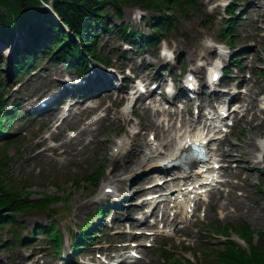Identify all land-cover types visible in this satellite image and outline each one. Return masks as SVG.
<instances>
[{
    "label": "rangeland",
    "instance_id": "374dc122",
    "mask_svg": "<svg viewBox=\"0 0 264 264\" xmlns=\"http://www.w3.org/2000/svg\"><path fill=\"white\" fill-rule=\"evenodd\" d=\"M197 1L198 9L190 10L188 15L177 16L176 30L172 29L165 33L164 38L157 45L158 50L162 48L168 50L170 62L162 57L154 46L136 52L127 43L118 39L113 30L104 29L98 40V51L110 57L112 68L104 69L101 65L90 64L91 69H94L95 77L100 76L104 80L109 76L112 86L128 85V83L130 85L128 79L132 77L138 80L155 78L161 82L163 78H169V75L175 76L176 82L180 83L179 79H184L183 73L189 71L203 77L204 81L202 79L200 87H204L203 72L212 61L214 54L217 60L219 57L216 56L218 53L213 48H215L214 44L222 41L220 34L223 18L221 17L224 14V5L229 0ZM137 3L138 0H129L125 3L122 7L123 21L128 22L133 31L147 33L151 30V26L148 27L146 24L151 11L141 10ZM234 5L238 7L237 25L233 28L234 41L237 45L236 47L227 45L229 49L226 47V51L229 56L225 58H234L235 53H242L243 56L236 61L237 64L229 60V69L234 76L224 79V82L229 84L239 82L245 86L244 91L238 96L241 104L238 108L239 112L233 117V126L229 128L222 142L218 139L211 143L213 147L216 145L222 147L221 150L228 151L233 157L231 160L221 161L224 166H228V171L219 176L223 180L229 179L230 182L213 187L202 194L196 200L198 205L191 216L189 213L186 214L183 206L169 209L170 212L178 210L177 221L163 229V232L153 235L152 246H140L142 257L136 259L135 263L125 264H202L198 259L199 254L194 253L195 250L200 249V246L209 240L216 245L224 240L223 236L213 233L212 223L218 221L221 225L236 226L241 224L240 221H244L250 224L254 231L261 230L264 238V166L260 162H255L257 158L255 154L249 153L259 138L264 140V0H235ZM111 22L118 23L119 19L112 16L106 23L111 25ZM7 44L6 41L0 42V55L3 54L0 65L8 66L9 71L10 56L6 51ZM150 49L155 50L154 54L144 52ZM39 59L36 72H25L16 78L22 86L17 85L18 87L15 86L11 90L7 83L3 84L5 91L9 90L5 93V97L17 96L20 112L10 127V132L14 131L16 139L0 142V167L3 168L6 185L20 186L29 197L61 196L59 200L53 199L42 211L31 210L18 215L17 219L21 223L16 225V229L27 234L35 231L36 226L55 223L54 230H59L61 234L62 246L59 250L67 251L71 244L70 236L83 231L80 226L85 224L91 215L95 216L94 211L99 205L109 201L98 200L99 192L105 182L111 179L115 185L121 187L123 183L128 182L123 194L142 195L141 191L145 184L143 180L147 171L143 175H140V172L136 175V170L140 168H137L134 161L130 164L126 162L131 140L129 135L139 129L140 115L132 113V108L122 112V106L127 99L118 101L119 97L115 98V94L98 100L106 93L101 96L95 95L97 97L87 102L91 104L90 106L99 104L95 110L81 111L80 108L83 107L69 101L67 105L72 108L73 118L67 121L60 122L59 113L54 116L59 108L54 109L55 112L50 115L35 114L31 109L37 107L39 101L35 100L38 97L45 96L54 86L63 85L64 77L79 79L76 73L73 74L65 68L62 61L56 64L48 54H44ZM165 64L169 68L166 69ZM3 69H0V73L6 75V70ZM123 90L124 88L120 90L121 93L125 92ZM197 92L198 95L193 100L203 104L209 103L212 96H220V92L213 93L209 100H205L207 93H204V89H198ZM76 93L72 96L79 97L80 94ZM187 99V96L173 95L171 100H176V103L172 105L183 107ZM108 104L109 108L105 109ZM11 105L9 103L7 106L11 107ZM191 109L194 110L192 105ZM131 115L133 119L128 124L126 119ZM187 116H190L189 112L185 115ZM176 123L178 124V121ZM86 127H89L90 132L82 134L81 130ZM169 132L162 135L161 140L173 146L175 136L172 134L175 130ZM122 140L129 142L123 149L120 161L114 165L110 156ZM142 147L144 146L141 142L140 150ZM238 156L242 157L240 162L236 160ZM237 165H241L243 170L239 171ZM94 170L99 173L97 184L85 178ZM118 191L121 192L120 189ZM123 210L126 208L124 207ZM109 211L108 217L103 221V228L108 224L112 208ZM115 213L117 216L114 219V227H119L118 223L125 222L126 219L118 211ZM95 218L98 221L101 219L100 216ZM126 224L120 226L119 230L126 231ZM9 226L10 222L4 225L0 237L11 241V233L7 232ZM47 229L43 228L36 234V238L30 242L28 248L18 243L9 246L0 245V264H43L46 260L57 264L61 256L53 252L50 243L46 240ZM227 232L237 244L249 247L242 235L231 229ZM164 233L170 234L169 237ZM128 236L129 233L120 236L118 232L109 233L106 229L94 240L102 242L103 245L113 243L109 247L113 248L120 243V238L125 239ZM252 237L254 241L261 240L255 232ZM159 246L168 250L169 254L166 258L161 257ZM42 249L46 251L44 256H41L44 253L40 252ZM35 258L38 260L36 263L33 261ZM173 258H178L180 262L177 260L174 263Z\"/></svg>",
    "mask_w": 264,
    "mask_h": 264
},
{
    "label": "trees",
    "instance_id": "16d2710c",
    "mask_svg": "<svg viewBox=\"0 0 264 264\" xmlns=\"http://www.w3.org/2000/svg\"><path fill=\"white\" fill-rule=\"evenodd\" d=\"M45 1L52 5L62 24L71 32L69 46L65 44L64 48L58 50L57 54L69 59L72 65L79 70L83 69L82 63L87 60L84 53L80 52L81 47L90 58L101 60L102 57L97 55L95 51L96 39L101 30L107 28L105 22L111 15L121 19L123 14L121 5L126 0H0V34L6 38H11L15 32L24 31L30 34L33 40L31 45L24 43L21 48H15L11 60L13 72L17 74L29 67L30 64L35 63V55L38 52L35 49V43L50 41L47 45L50 46L51 42L57 41L63 36L64 31L61 29V25L55 23L52 15L43 5ZM138 1L142 7L158 13L150 18L153 26L152 31L148 35L140 34L138 37L145 45H149L151 41L164 33L163 31H168L174 26L175 14L187 15L190 9L198 8L197 0ZM115 27L116 33L125 40L133 35L127 29V24L122 21L115 24ZM223 32L224 35H232L231 29ZM2 77L3 75L0 74V89L2 88ZM3 97V93L0 92V129L5 131L13 123L11 117L17 112L18 106L15 104L12 109L6 108L4 106L6 101ZM4 119H7V124H3ZM9 136L12 134L10 133L5 138L1 137L0 141L10 142ZM4 176L3 168L0 167V229L6 222L17 225V215L31 212V210L42 211L53 199L61 198L58 195H43L41 198L29 197V194L23 192L20 186L6 185ZM92 181L96 183L97 178L94 177ZM53 225L51 224V231L47 236L50 242L57 247L59 234L57 230H53ZM228 228L242 235L250 247L245 248L232 240H227L223 243L222 248L206 249L204 262L207 264H264V238L261 230L254 231L250 225L245 223L237 227L230 225L224 228H220L218 223L215 225L216 231L222 234H226ZM8 232H11L19 242L26 239L25 236L19 237L15 230L9 229ZM254 232L261 237V240L252 242ZM163 253L165 255L166 250H163Z\"/></svg>",
    "mask_w": 264,
    "mask_h": 264
},
{
    "label": "bare ground",
    "instance_id": "6f19581e",
    "mask_svg": "<svg viewBox=\"0 0 264 264\" xmlns=\"http://www.w3.org/2000/svg\"><path fill=\"white\" fill-rule=\"evenodd\" d=\"M25 37L27 38V41L30 40L33 42L32 38L30 37V34H28L27 32H25ZM2 38V37H1ZM9 45L7 44L6 47H8ZM8 51V50H6ZM208 76H211L210 73L208 74ZM189 86H193V81H189ZM139 84V83H138ZM137 92V91H135ZM112 92L108 93V96H111ZM135 96V95H134ZM126 95H120L118 100L125 98ZM154 97V96H152ZM151 97V98H152ZM117 98V97H115ZM207 98V97H206ZM221 98V96H220ZM102 100V98L100 99ZM190 101V100H189ZM134 105H133V113L135 115H140L139 118V123L140 124V128L141 131L142 129H151L153 134L160 139V146L161 149H159V146L154 145L152 146V144L150 143V141L146 142V147H148V150H140L139 145H141V141L142 139L146 138V133L145 132H136L133 133L131 136V141L129 143V150L127 151V160L126 162L128 164L132 163L134 161V164L137 166V168H143L144 166L147 165V167H161V169H157L154 172L148 173L145 177V179H150L153 175H155L156 173H160V172H164L165 170L163 169L164 167H166V165L168 163H171L172 161H175L177 159L180 158V151L182 148H184V144L186 143V141L190 140L192 138L190 131L193 132V134L195 136L198 137V139H204L205 138V134L203 133L205 128L207 127V122L206 119L204 118L205 115L199 113L197 116H187L184 117L185 114H183V110H177V109H169L168 107H166L165 105H163L161 102H158L157 104H154L155 109L152 111L151 110V106L149 104L144 103V101H142L141 99L139 100L138 98L135 97L134 100ZM129 105L130 103H128L127 105H124L122 108V111H128L129 109ZM97 106V105H96ZM95 106V107H96ZM95 107H87V109L89 110H93L95 109ZM186 107H188L186 105ZM109 108V105H106L105 109ZM211 109H213V106H211ZM186 112H189L191 115V112L189 111V108H186ZM157 116H162V119H158ZM181 117L179 119V124L175 125L177 118ZM67 120V118H65ZM210 119H213L212 117H210ZM127 123L130 124L132 118H127ZM211 124V122H210ZM175 125V126H174ZM177 128V131L175 133V137H174V141L175 144L172 146L170 143L165 142L163 143L161 140V136L164 135L165 133H168L170 130H174ZM90 132L89 127L84 128V130H81L82 134L88 133ZM177 137H179L177 139ZM129 141L127 140H122L120 141L116 147L117 150L113 151L111 153L110 156V160H112L114 162V165L118 164V162L120 161V158L123 155V149L126 148V144H128ZM218 151L216 154L220 155L218 156L219 158L222 156V158H224V160H231L233 157L232 155L228 152V151H224L221 150V148L215 149ZM264 152V140L262 138H259L254 145L251 147V149L249 150L250 154H255L256 157L258 155V159L256 158L257 162L260 160V154ZM215 154V155H216ZM163 155V156H162ZM209 161H204L209 163V167H211L214 162H218L217 158L214 155H209ZM158 157H161V159H159ZM236 160L238 162H240L242 160L241 156H238L236 158ZM255 160V161H256ZM238 166V165H237ZM146 167V168H147ZM219 167H221L223 169V173L228 171V166H224V165H219ZM238 170L241 171L243 170V167L241 165L238 166ZM200 170L197 169H191V172H189V175H187L184 179L186 180V182H188L190 179L189 177L199 173ZM127 181V180H126ZM177 181V177H173L169 180H164L162 182V184H159V182H155V183H151L147 185V189H149V191L153 192L151 193L152 195H148L147 197H152V198H156L157 202L155 203L153 210L155 211L157 209V207L159 206V204H161V202H163V200L165 199L164 195L162 193H158L157 191L159 189H165L168 187V185L170 184H175L176 188H169V191L166 192V197H170L171 195H175L176 197L179 196V193H181V191H184L185 188L190 185L189 183L185 184L183 183L181 180L178 181V183H175ZM224 182L228 183L230 182L229 179H224L222 181V184H224ZM184 186V187H183ZM106 187H112V180H108L107 184H104L102 187V191H100L101 196H105L107 197L108 195L111 194H105L104 189ZM181 187H183V189L181 190ZM195 190V189H194ZM115 190H113L114 193ZM197 191V190H195ZM156 196V197H154ZM148 199H142L140 203H138L136 205L137 209H141L143 204L147 203ZM177 221V216L173 215V216H169L167 215V211L163 210V212L161 213V216L157 218V220H155L154 222L151 223V225H157V223H162L163 226H169L173 223H175ZM134 222V221H133ZM143 227H145L146 225H150L147 224L146 220L143 221ZM140 228V227H137ZM144 231V230H143ZM157 233V232H156ZM128 243V242H125ZM130 245V244H129ZM138 246V245H137Z\"/></svg>",
    "mask_w": 264,
    "mask_h": 264
},
{
    "label": "water",
    "instance_id": "95a60500",
    "mask_svg": "<svg viewBox=\"0 0 264 264\" xmlns=\"http://www.w3.org/2000/svg\"><path fill=\"white\" fill-rule=\"evenodd\" d=\"M263 159H264V156H263Z\"/></svg>",
    "mask_w": 264,
    "mask_h": 264
}]
</instances>
